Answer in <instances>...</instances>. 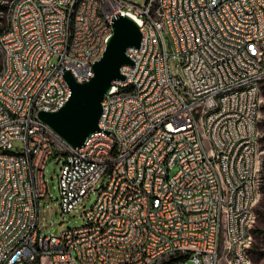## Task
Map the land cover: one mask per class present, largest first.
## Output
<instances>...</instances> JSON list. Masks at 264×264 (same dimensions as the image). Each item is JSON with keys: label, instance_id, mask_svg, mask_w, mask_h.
I'll list each match as a JSON object with an SVG mask.
<instances>
[{"label": "built area", "instance_id": "built-area-1", "mask_svg": "<svg viewBox=\"0 0 264 264\" xmlns=\"http://www.w3.org/2000/svg\"><path fill=\"white\" fill-rule=\"evenodd\" d=\"M95 1L107 27L95 19ZM146 3L12 0L0 38V264L252 263L264 0H154L153 13ZM119 15L137 22L143 46L128 49L133 65L122 67L124 80L103 100L99 131L73 148L34 123V108L48 112L67 101L66 72L90 80ZM160 23L169 24V37ZM170 57L181 58L184 77L172 74ZM125 83L134 90L123 92ZM214 94L224 96L223 106L213 104ZM196 114H210V126L195 124ZM201 129L209 139L197 143ZM52 156L62 161V213L95 195L83 213L88 232L39 227ZM119 201H126L124 217H117Z\"/></svg>", "mask_w": 264, "mask_h": 264}, {"label": "water", "instance_id": "water-1", "mask_svg": "<svg viewBox=\"0 0 264 264\" xmlns=\"http://www.w3.org/2000/svg\"><path fill=\"white\" fill-rule=\"evenodd\" d=\"M142 33L137 22L128 15H119L112 24V34L101 59L93 65V77L78 83L69 72L64 75L70 96L56 111H40L38 119L53 129L73 148L83 146L85 140L99 131L102 102L113 83L123 81L121 69L132 66L128 49L139 48Z\"/></svg>", "mask_w": 264, "mask_h": 264}, {"label": "rangeland", "instance_id": "rangeland-1", "mask_svg": "<svg viewBox=\"0 0 264 264\" xmlns=\"http://www.w3.org/2000/svg\"><path fill=\"white\" fill-rule=\"evenodd\" d=\"M12 0H0L7 6V11L0 16V33L1 29L5 28L8 24V14L10 3ZM138 6H143L146 0H131ZM166 45L170 53L172 49L170 43L166 40ZM56 59L53 60L55 62ZM182 63L180 57H170L168 60L169 68L173 75H177V66ZM264 82L260 88V113L258 118V139H257V153H256V170H257V193L258 197L255 204L256 220L253 229H264V94H263ZM201 129V134L203 133ZM203 140H207L203 137ZM20 147V143H14V148ZM62 166V161L56 164L54 156H52L47 162L45 169V175L48 186V193L44 199L40 200L39 206V227L43 234H60L65 230L82 227L85 223L83 213L85 209H88L94 202L95 195H91L89 199H85L79 204L72 212L62 213L59 202L58 193V175ZM256 251L264 250V241L262 234L259 232L253 233V245ZM264 260L256 253L252 254L251 264H263Z\"/></svg>", "mask_w": 264, "mask_h": 264}, {"label": "bare ground", "instance_id": "bare-ground-1", "mask_svg": "<svg viewBox=\"0 0 264 264\" xmlns=\"http://www.w3.org/2000/svg\"><path fill=\"white\" fill-rule=\"evenodd\" d=\"M12 6V1L10 3ZM102 9V1H95V6H93V14H95V19H100V27H107L108 24V16L102 15L100 12ZM154 12V0H147L145 5V13H153ZM160 31L162 32V37H169V24L168 23H160ZM2 37V32L0 33V38ZM143 46V37L141 41V45L139 48ZM139 48H130V49H139ZM101 58H98L99 61ZM0 70H2V63H0ZM93 69H90L88 72V79L93 77ZM177 77H184V68H178ZM78 83V77H73ZM264 82V79H256V88L260 91L261 85ZM253 87V79H246L244 81V90H251ZM134 90V83H125L123 85V92H131ZM231 93H239V86H231ZM183 100H190V92H182ZM213 104L215 106H223L224 104V96L222 94H214ZM60 107L57 105H49L48 112H53L58 110ZM42 111V108H34V123H37V126H44V123L38 119V113ZM260 113V104L257 105L255 121L258 123ZM195 124H201L203 126H210V114H196L195 115ZM203 133L201 135H197V143H204L203 137L207 140L209 139V129H203ZM258 139V130L255 129V141ZM256 153H257V144H254V153H253V164L251 170V179L255 182L254 187V197H256L257 193V170H256ZM110 198H117V191H110ZM126 208V201L118 202L117 209V217H124V209ZM81 232H88V224H84L81 227ZM70 229L63 231L58 235H69ZM216 252H223V245H216ZM228 264H235V258H228Z\"/></svg>", "mask_w": 264, "mask_h": 264}, {"label": "trees", "instance_id": "trees-1", "mask_svg": "<svg viewBox=\"0 0 264 264\" xmlns=\"http://www.w3.org/2000/svg\"><path fill=\"white\" fill-rule=\"evenodd\" d=\"M6 11H7V6L5 4H3V3H0V16H2ZM1 19L2 18H0V22H1ZM6 27L3 28V29H1V31H4L6 29ZM262 92L264 94V87H263V91ZM263 190H264V188H263ZM254 232L261 233L262 234L263 241H264V229L263 230L253 229L252 230V234ZM250 252H251V260H252V254H254V253L258 254L264 260V250L263 251H256V248L254 246H252V249H251ZM263 264H264V262H263Z\"/></svg>", "mask_w": 264, "mask_h": 264}]
</instances>
